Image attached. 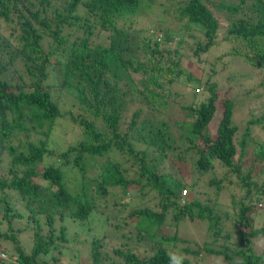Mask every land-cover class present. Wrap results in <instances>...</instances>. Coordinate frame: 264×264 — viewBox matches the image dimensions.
Returning a JSON list of instances; mask_svg holds the SVG:
<instances>
[{"label": "trees", "instance_id": "trees-1", "mask_svg": "<svg viewBox=\"0 0 264 264\" xmlns=\"http://www.w3.org/2000/svg\"><path fill=\"white\" fill-rule=\"evenodd\" d=\"M165 1L159 4L161 14L184 21L185 31L199 32L198 37L188 33L195 40L192 55L208 71L203 82L185 76L202 91L180 106L179 120L171 119L168 110L169 85L184 73L177 49L182 39L168 48L164 43L172 32L164 30L155 38L154 28L133 29L134 20L127 21L153 0H0V264H67L60 255L69 254V224L78 236L76 228L90 222L94 210L106 215V223L112 212L118 220L110 222L107 235L92 236L85 264H170L174 255L190 264L189 254L201 247L191 248L181 239L179 223L185 218L206 220L212 242L222 240V248L204 245L207 254L221 255L226 264H264V248L259 253L252 247L254 238L264 237V218L258 219L264 215V183L258 187L253 181V173L264 172V113L248 119L242 129L233 118L234 98L226 97L215 137L208 130L222 85L218 71L226 69L232 56L264 68V0ZM222 11L234 18L221 34L217 14ZM121 19L128 23L120 26ZM101 29L109 32L108 44L98 43ZM236 41L249 52L233 48L208 61L217 48ZM4 53L7 61L1 58ZM15 57L22 68L14 78L9 70ZM136 74L141 75L137 81ZM56 90L61 96L54 99ZM64 93L77 112L61 108ZM146 109L167 118L152 113L140 121ZM63 116L81 135L76 143L53 148L49 136ZM170 120L180 131L177 138ZM254 129L259 140L244 159ZM178 147L180 161L195 150L198 183L214 162L237 174L243 194L232 199L238 210L234 215L220 216L214 205L194 195L191 185L197 180L188 183L173 161L165 163ZM112 152L122 156L111 158ZM91 170L96 174L89 176ZM69 171L78 174L79 192L69 187ZM220 182L208 181L217 187ZM139 198L147 202L138 204ZM17 219L33 223L29 247L21 239L27 230L14 225ZM232 227L238 241L234 248L228 245ZM116 238L119 242L111 248L109 241Z\"/></svg>", "mask_w": 264, "mask_h": 264}, {"label": "rangeland", "instance_id": "rangeland-1", "mask_svg": "<svg viewBox=\"0 0 264 264\" xmlns=\"http://www.w3.org/2000/svg\"><path fill=\"white\" fill-rule=\"evenodd\" d=\"M163 0H153L151 3V9L148 8L147 10H140L141 15H137L133 18H127V21H133L134 20V28H144V29H152L154 28V36L155 38L159 37L164 30L172 32L170 35L171 40L170 42L164 43V45L168 48H175L177 41L179 39H182L180 44H177V49L181 53V64L184 68V73L180 78H176L175 81L169 85V88L171 89V102L169 104V117L171 119H181L182 113L180 111V106L184 105L186 103H190V100L193 98V94L195 91H202V86L195 85V83L191 81H188L186 79V75L190 74L192 77L198 78L201 82H203L207 77V70L204 69L203 66L195 61L193 55H192V48H195V40L193 37L188 36V33H194L195 37H198L199 32L197 30L193 31H185L183 28L184 21L179 20L176 21L175 18H172L168 14H161V10L163 6H159V4ZM228 1V0H225ZM169 2L168 0L165 1V3ZM173 4L177 6L174 2ZM217 17L220 21V29L221 34L225 33L228 29V22H231V20L234 18L232 14L227 13L226 11H222L217 14ZM2 23V21H1ZM128 23V22H127ZM126 22H123V20H119L118 24L121 26L123 24H127ZM4 24V23H3ZM65 33H73L75 34V30L73 28H65ZM143 34L146 36L147 31L144 30ZM98 43H109V32L106 30L101 29V31L98 34ZM233 48H239L241 51L249 52V49L246 47L241 46V42L236 41L231 44H228L225 47L217 48L211 56L208 58V61L212 62L214 56H218L223 52H231ZM1 58L5 61L8 60L9 55L7 53L2 54ZM231 60L226 63V69L218 71V75L220 77V81L222 82V85L219 84L217 87V93H218V100L216 102V111L213 115V118L211 122L208 125V130L211 135V137H215V130L218 124V121L221 117V101L226 97H233L235 101V107L233 118L235 122H238V124L243 129L244 125L246 124V121L252 117L260 116L264 113V68H255L253 67L245 57H235L232 56L230 58ZM229 65V66H228ZM22 63L21 59L15 57L13 64L10 66V75L15 78L16 74H18V71L21 72ZM225 72H230V74L225 75ZM140 74L135 75V80L140 79ZM229 76H232L231 78H228ZM263 86V87H262ZM261 91L260 94L255 96L258 91ZM263 91V92H262ZM232 93V94H231ZM60 91L56 90L53 93L54 99L56 97H60ZM60 105L63 110H67V108H70L71 98L68 93L63 94V98L60 100ZM261 101V102H260ZM134 105V104H133ZM138 106L139 104L136 103ZM72 108V107H71ZM74 108V109H73ZM72 108V111L77 112L78 109L76 106ZM159 115L160 118H167L165 114L157 113L155 110H149L146 109L144 112H142L140 121H143L145 118H152L151 114ZM129 117V116H128ZM127 117V118H128ZM170 124L172 125V121L170 120ZM172 132L174 137H178L179 130L176 129L175 126L172 125ZM80 134V130L76 125H73L70 122V119L66 116H63L59 118L51 132V135L49 136V140L51 142V147L53 148H63L66 147L70 143H76L78 137ZM258 133L254 129L252 131V139H250L247 143V151L244 159L247 157H250L253 152V148H255L256 143L258 142ZM238 136L236 137V139ZM138 143V142H136ZM139 144V143H138ZM153 148V147H152ZM154 149V148H153ZM182 153V147H178V149L173 151L172 155L171 153L168 155V159L166 158L165 163L169 164V160L173 161L174 165H177V168L179 171L183 173V177L185 181L188 180V183H190L189 178L192 179V181L195 179L198 183V177L200 176L199 172L196 171V166L194 164L195 160V150H192L191 153L189 152L186 157L183 159V161H180L176 154ZM120 154L117 152L110 153V157H116L120 158ZM114 159V158H113ZM237 159V156L235 157V161ZM243 160V159H242ZM125 164H128L127 162H124ZM167 164V165H168ZM166 165V166H167ZM168 167V166H167ZM246 167L241 168V173L244 172ZM96 172L91 170V172L88 174L89 176L95 175ZM77 175V176H76ZM198 175V176H197ZM254 178L253 181L257 184L258 187H261L262 183H264V172L261 174L253 173ZM68 179H69V187L72 189L73 192H79V185L80 180L78 178V174H75V172H68ZM200 182L194 186L191 185V190L194 192V195L198 197L201 201H208L209 204H212L216 207L218 210V213L221 214L220 216H224V213H229L230 215H234L236 207H234V204L232 203V199L238 200L240 196H242V192L240 191L239 182L237 174L232 172L231 169L224 167L220 165L219 162H214V168L207 170V172L199 178ZM209 180H215V181H221L219 187H217L214 183H208ZM220 188V189H219ZM95 187L92 185V190H94ZM132 190H135V187L133 186L131 188ZM187 189V188H186ZM117 191V190H115ZM118 192V191H117ZM189 191H187L186 194H188ZM185 194V195H186ZM183 195V193H182ZM132 198L134 196L129 195ZM130 197V200L132 198ZM137 201V199H136ZM141 202H147L144 199L138 200V204ZM263 206H264V202ZM103 208L102 203L99 205ZM21 205L18 203V209L20 210ZM113 210L118 211L116 207L113 208ZM264 212V209L262 210ZM261 211V212H262ZM116 214V212H112L110 215V221L105 222L106 215L101 214L100 212H97L96 210L91 212V218L90 222L87 221V223L82 226V224H79L78 226L81 228L79 229L78 236L76 235V232H72L74 228L73 224H69L67 234L68 236L72 237V241L70 240L68 245V253L60 255L61 257V263H67V264H85V257L88 254V250L90 247V242L92 240L93 235L101 236L103 233L104 235H107V232H110L112 230V224L116 223L118 219H115L113 215ZM264 213H261L263 215ZM113 217V218H112ZM263 216H258V219H262ZM40 223L43 225L42 230L45 233L46 232V226L44 222V217L40 215ZM171 214L167 216V222L171 221ZM234 219V216H231L230 221L228 222V227L232 224ZM57 223H59L56 220ZM110 222L112 224H110ZM32 222H27L26 219L22 220H15L14 225L15 227H22L23 229L27 230V233L23 235L21 238L24 245L30 246L31 244V238H32ZM261 221L257 223L256 226L260 225ZM71 227V228H70ZM130 227V226H129ZM229 229V228H228ZM241 229H243L241 227ZM114 231V229H113ZM179 232L181 236V239H185L189 241L186 245H189L191 248H200L199 253H195L194 256L192 254H189V258H191L190 264H226L225 260L221 255L216 254H207L206 251H204L203 246H212V247H224V244L220 238H218L215 242H212L213 234L208 230V222L206 220H189L187 218L182 219L179 223ZM24 233V232H22ZM232 236V241L228 243V245L232 248H234L235 245H238L237 236L234 234V228L232 227V230L230 231ZM179 235V236H180ZM99 238V237H98ZM119 242V239H114L109 241V246L112 248L113 246H116V244ZM208 243V244H207ZM180 247H184V244H178ZM252 247L257 252H262L264 248V237H256L252 241ZM181 250V249H180ZM67 253V250H66ZM69 257V258H68ZM87 258V257H86ZM88 259V258H87ZM69 261V263H68Z\"/></svg>", "mask_w": 264, "mask_h": 264}, {"label": "clouds", "instance_id": "clouds-1", "mask_svg": "<svg viewBox=\"0 0 264 264\" xmlns=\"http://www.w3.org/2000/svg\"><path fill=\"white\" fill-rule=\"evenodd\" d=\"M170 264H182V256L171 257Z\"/></svg>", "mask_w": 264, "mask_h": 264}, {"label": "built area", "instance_id": "built-area-1", "mask_svg": "<svg viewBox=\"0 0 264 264\" xmlns=\"http://www.w3.org/2000/svg\"><path fill=\"white\" fill-rule=\"evenodd\" d=\"M186 192V190H183V193H185ZM1 255H3V254H1Z\"/></svg>", "mask_w": 264, "mask_h": 264}]
</instances>
